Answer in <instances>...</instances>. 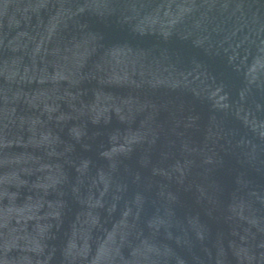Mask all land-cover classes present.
<instances>
[{
	"label": "water",
	"instance_id": "1",
	"mask_svg": "<svg viewBox=\"0 0 264 264\" xmlns=\"http://www.w3.org/2000/svg\"><path fill=\"white\" fill-rule=\"evenodd\" d=\"M0 264H264V0H0Z\"/></svg>",
	"mask_w": 264,
	"mask_h": 264
}]
</instances>
